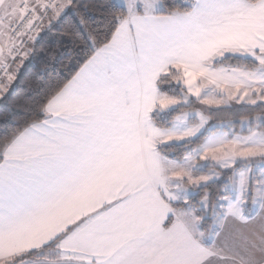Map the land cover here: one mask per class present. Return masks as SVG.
Listing matches in <instances>:
<instances>
[{
	"label": "snow or ice",
	"instance_id": "6c2138e0",
	"mask_svg": "<svg viewBox=\"0 0 264 264\" xmlns=\"http://www.w3.org/2000/svg\"><path fill=\"white\" fill-rule=\"evenodd\" d=\"M88 9L0 0V91L56 23L87 45L0 138V264H264V0Z\"/></svg>",
	"mask_w": 264,
	"mask_h": 264
},
{
	"label": "trees",
	"instance_id": "16d2710c",
	"mask_svg": "<svg viewBox=\"0 0 264 264\" xmlns=\"http://www.w3.org/2000/svg\"><path fill=\"white\" fill-rule=\"evenodd\" d=\"M89 5V30H105L109 23L108 9L113 0H80ZM191 0H162L169 7H186ZM83 14V13H82ZM30 55L13 64L15 79L6 91H0V138L35 118L38 103L51 88L65 81L78 70L87 45L72 17L56 23L50 31L42 32L30 46ZM254 113H245V115ZM221 121L232 118L230 113H219Z\"/></svg>",
	"mask_w": 264,
	"mask_h": 264
},
{
	"label": "crops",
	"instance_id": "0c3cea01",
	"mask_svg": "<svg viewBox=\"0 0 264 264\" xmlns=\"http://www.w3.org/2000/svg\"><path fill=\"white\" fill-rule=\"evenodd\" d=\"M251 227H255V225L249 226V228H244L241 225H230L228 228V231H242V232H247Z\"/></svg>",
	"mask_w": 264,
	"mask_h": 264
},
{
	"label": "built area",
	"instance_id": "2783aa9c",
	"mask_svg": "<svg viewBox=\"0 0 264 264\" xmlns=\"http://www.w3.org/2000/svg\"><path fill=\"white\" fill-rule=\"evenodd\" d=\"M17 61H19V59H18ZM17 61H16V62H17Z\"/></svg>",
	"mask_w": 264,
	"mask_h": 264
}]
</instances>
